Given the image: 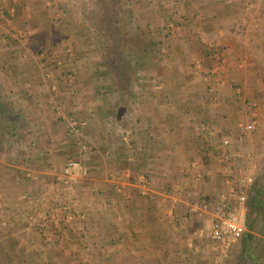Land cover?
<instances>
[{
    "label": "crops",
    "instance_id": "obj_1",
    "mask_svg": "<svg viewBox=\"0 0 264 264\" xmlns=\"http://www.w3.org/2000/svg\"><path fill=\"white\" fill-rule=\"evenodd\" d=\"M0 5L9 14L0 25V83L19 120L18 141L5 148L17 150L16 165L34 166L42 213L51 197L75 200L87 216L77 229L89 248H72V260L264 264V249L251 247L264 246V0H187L178 4L177 36L161 28L169 9L148 4L146 24L131 31L147 56L127 66L145 72L125 80L106 59L112 46L100 0ZM154 41L167 50L161 61L148 60ZM74 147L89 174L71 194L54 183ZM244 174L255 177L243 212L249 234L232 248L248 247L220 258L198 228L211 227L217 208L237 206ZM257 181L263 219L254 224Z\"/></svg>",
    "mask_w": 264,
    "mask_h": 264
},
{
    "label": "rangeland",
    "instance_id": "obj_2",
    "mask_svg": "<svg viewBox=\"0 0 264 264\" xmlns=\"http://www.w3.org/2000/svg\"><path fill=\"white\" fill-rule=\"evenodd\" d=\"M100 2L106 12L103 26H106L108 40L112 46L110 51L106 53V59L113 64L116 76L125 80L132 75L133 79H136L141 73L145 72L141 70L138 75L135 74L136 70L131 72L127 67L137 64L136 62L134 63L136 58L140 59L139 54H145L146 52L145 45L144 48L142 45H138L134 50L132 48L138 42V39L144 42L143 38L131 35V31L136 25L137 28L134 30H142V26L146 24L147 15L146 13H141V9L146 10L148 4L152 5L153 3H160L161 5H158V8L162 12L165 11V8H168L171 21L164 19V23H166L161 28L163 33L168 32L170 36H177L179 35L178 20L183 17L182 14L178 13V4L187 2V0H100ZM162 7L165 8L162 9ZM136 12H139V14ZM4 13V8L0 5V14L3 15ZM135 13L138 16L131 19L135 16ZM165 13L167 14L166 11ZM8 15L5 14L2 18L0 17V25H4L5 18ZM175 18L177 20H174ZM167 38L170 40L172 37L167 35ZM178 38L173 37L172 42L178 40ZM113 39L119 42L117 43V50L113 47ZM148 39L149 41L151 40L150 37ZM158 43V41L149 43L152 48L149 50L150 54H148L149 61L152 59L161 61L160 58L167 53L166 48L163 47L164 45L162 46V44ZM39 55L43 56L42 53H39ZM112 58L115 60H112ZM8 99L5 88L0 83V264H80L75 262L76 260H72L74 255H68L67 253L70 250L75 252L72 248L77 245L87 252L89 246H84L85 244L82 242H85V237L77 229L78 224L84 223L85 220L87 221V216L75 208V200L72 203L64 201L57 203V199H52L51 197L47 200L48 207L46 211L44 213L41 212L38 207L39 197L36 192L40 190V185L42 184L38 185L37 179H39V176L33 171L34 166L21 165V163L16 165L13 157L18 154L17 150L5 148L7 142L18 141V133L13 132L14 126L19 122L18 111L13 102L8 101ZM75 151L77 150L74 147L73 152L75 153ZM6 154L11 156L3 158V155ZM78 156L76 153L75 155L71 154L65 164L70 159L79 158ZM13 163L14 165H12ZM59 181L63 184V187L68 188L60 178L56 179L54 185ZM262 183L257 181L256 186L258 187ZM77 186L74 188L75 191L68 189L71 194L76 193ZM70 214L73 215V219L68 220V215ZM252 216H254V224L263 219V214L260 213L251 214ZM247 220L250 221V215H247ZM210 228V226L198 228L200 236L212 240L207 235ZM257 229L256 227L254 231H257ZM248 234L249 231H247L243 239L247 238ZM236 242L224 253H222L221 248H217V245H215L217 257L243 256L240 250L243 247L247 248L248 243L244 241L241 246L236 244L233 249L232 247ZM251 247L254 248L256 255L264 249V246L258 244H253ZM75 257L81 259V264H113L110 262L112 261L110 256L106 257V263L100 260V257L103 256H89V262L86 261L88 256ZM204 260L203 264H214L211 263L210 258H205Z\"/></svg>",
    "mask_w": 264,
    "mask_h": 264
},
{
    "label": "built area",
    "instance_id": "obj_3",
    "mask_svg": "<svg viewBox=\"0 0 264 264\" xmlns=\"http://www.w3.org/2000/svg\"><path fill=\"white\" fill-rule=\"evenodd\" d=\"M244 130L254 129L253 124L244 125ZM129 133L126 135L128 136ZM229 138L224 139L223 144H230ZM85 149V145L81 146ZM210 155L214 154V151L209 152ZM89 174V169L82 160L78 158L70 159L64 168V173L61 180L68 186V189L75 191V187L79 183V180L83 176ZM255 184V177L252 174H244L237 185V201L236 207L233 206H221L217 208L210 230L207 235L214 241L217 248H221L222 253L226 252L230 246L239 240L247 230L246 218L243 212L246 208V204L249 199L250 191ZM73 219V215H68V220Z\"/></svg>",
    "mask_w": 264,
    "mask_h": 264
},
{
    "label": "trees",
    "instance_id": "obj_4",
    "mask_svg": "<svg viewBox=\"0 0 264 264\" xmlns=\"http://www.w3.org/2000/svg\"><path fill=\"white\" fill-rule=\"evenodd\" d=\"M104 1H105V0H104ZM113 42H114V43H113V47H114V49L117 50V49H118V44H117V43H119V42H117L115 39H113ZM136 43H138V45H142V46L144 45L143 42H141L139 39H138V42H136ZM139 57H140V59H141V58H145V57H146V53H145V54L140 53V54H139ZM112 60H115V59L112 58ZM4 105H5V104H4ZM4 107H5V106H4ZM257 189H258V187H257ZM259 192H261V190L258 189V192H257V193L253 196V198L251 199L252 202H253V204L255 205V206H254V213H257V207H256V206H257L258 204L263 205V202H262L261 198L258 196V193H259ZM255 208H256V210H255ZM254 215H255V214H254ZM252 217H253V216H252ZM252 217H251V219H252ZM251 219H250V221H251Z\"/></svg>",
    "mask_w": 264,
    "mask_h": 264
}]
</instances>
